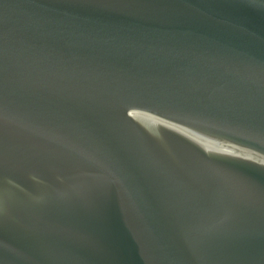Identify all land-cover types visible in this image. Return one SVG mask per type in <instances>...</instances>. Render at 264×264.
Listing matches in <instances>:
<instances>
[{"label":"water","instance_id":"1","mask_svg":"<svg viewBox=\"0 0 264 264\" xmlns=\"http://www.w3.org/2000/svg\"><path fill=\"white\" fill-rule=\"evenodd\" d=\"M0 264H264V0H0Z\"/></svg>","mask_w":264,"mask_h":264}]
</instances>
